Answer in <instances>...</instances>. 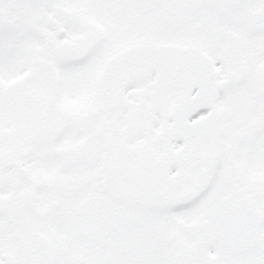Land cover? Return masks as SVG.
I'll return each instance as SVG.
<instances>
[{
	"label": "snow or ice",
	"instance_id": "6c2138e0",
	"mask_svg": "<svg viewBox=\"0 0 264 264\" xmlns=\"http://www.w3.org/2000/svg\"><path fill=\"white\" fill-rule=\"evenodd\" d=\"M0 264H264V0H0Z\"/></svg>",
	"mask_w": 264,
	"mask_h": 264
}]
</instances>
